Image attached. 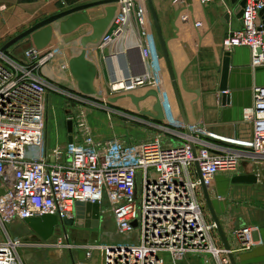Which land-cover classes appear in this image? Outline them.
Instances as JSON below:
<instances>
[{
  "label": "built area",
  "instance_id": "built-area-1",
  "mask_svg": "<svg viewBox=\"0 0 264 264\" xmlns=\"http://www.w3.org/2000/svg\"><path fill=\"white\" fill-rule=\"evenodd\" d=\"M198 1L209 6L219 0ZM115 5V28L102 36L95 50L110 49L119 38L132 41L144 72L122 78L125 68L121 69L111 91H156L164 115L162 125L156 126L162 135L133 144L116 137L96 141L78 116L71 143L49 149L46 124L50 94L64 97L73 107L100 105L41 75L40 68L50 53L41 54L29 47L22 59H16L0 46V264H24L21 251L25 247L75 250L82 254L76 264H164L163 254L169 255L173 264L206 254L215 264H229L231 251L217 248L216 225L205 217L202 186L209 192L217 176L236 173L243 160H248L261 178L264 87L252 88V103L243 110L242 123L247 130L236 139L224 140L234 149L200 140L202 135L214 137L203 127L172 120L168 114L148 0H116ZM240 13V29L226 33L221 51L230 54L247 48L250 69L264 67V0H241ZM194 166L198 179L190 174ZM76 202L97 204L100 219L110 218L113 229L85 244L67 243L65 233L55 244L48 240L24 243L8 233L13 222L28 218L48 215L58 222L74 219ZM251 231L243 227L234 232L244 249L252 246Z\"/></svg>",
  "mask_w": 264,
  "mask_h": 264
},
{
  "label": "crops",
  "instance_id": "crops-1",
  "mask_svg": "<svg viewBox=\"0 0 264 264\" xmlns=\"http://www.w3.org/2000/svg\"><path fill=\"white\" fill-rule=\"evenodd\" d=\"M99 1L105 0H0V46L3 47L11 39L51 15ZM152 3L163 39L167 44L173 71L177 76L185 123L203 127L206 133L214 137L202 135L199 136L200 140L214 147L234 149L224 140L236 139L240 133L247 130L248 127L242 123L243 110L252 103V88L254 86L264 87V67L250 69L249 50L247 48L234 49L229 55V70L225 75L227 103L223 106L219 103L222 96L220 82L223 78L224 55L221 51V41L228 31L238 30L241 27V0H219L209 6H202L198 0H152ZM110 7H115V15L117 11L115 3L95 6L79 14L85 15L89 21H94L104 17L105 9ZM195 23H201V27L196 28ZM114 28L115 25L111 22L104 34H111ZM92 32L93 28L90 25H82L67 35H60L56 31L55 43L48 52L51 57L41 66V75L67 91L85 95L80 91L79 79L70 70V62L80 56L83 50L82 41ZM154 32L157 54L160 59V73L163 76L164 93L169 107L168 114L172 120L183 122L156 31ZM29 47L32 46L25 39L9 48L7 52L16 59H22L23 51ZM84 50L86 51L85 60L95 69L92 82L95 93L85 96L101 107L94 105L73 107L66 103L64 97L50 94L48 102L53 98L59 106L55 109L57 117L55 122L61 131L55 133V140H53L48 132L50 124H46L47 147L49 149L64 147L69 143L68 139L75 132V120L78 116L84 119L89 135L93 136L92 138L96 141L116 137L125 144H133L145 141L152 135H162L157 128L162 123L155 119L157 116L154 111L156 99L153 96L145 97V94L152 89H139L131 93H112L111 91V84L116 78H120L118 77L120 74L117 77L114 76L116 70L120 71L125 68L122 75L126 73L131 76L144 72L140 54L132 41L119 38L112 48L104 49L102 52L95 50V46L91 44H87ZM181 76L184 77L186 85L182 84ZM142 97L144 98L141 99ZM136 98L140 100L135 101ZM111 99H115V102H110ZM122 113L129 117H125ZM115 117L120 121L112 122L111 119ZM132 117L144 121L145 124L133 120ZM68 122L71 123V132L67 129ZM168 139L171 138L168 137ZM170 142L175 143L173 140ZM198 147L199 145H196V148ZM190 174L193 179L199 178L196 166L190 168ZM248 174H254V168L248 160H243L236 173L230 176H217L213 189L208 192L211 209L206 203L202 189L201 198L205 217L212 223H214L213 214L217 218L229 251H231L227 257L229 264H232L230 257L233 258L235 264H264V186L262 179H258L255 185L230 183L234 175ZM109 219H100L97 228H77V230H86L88 235L111 230L114 227L111 219L112 226L108 229L105 226ZM243 227L252 229L249 236L252 246L249 249L243 248L234 233ZM214 233L217 248L226 250L217 228ZM98 239L99 237L93 242ZM73 241L80 244L93 243L89 240ZM162 258L164 264L166 262L173 264L169 255L163 254ZM178 264L215 263L206 254L202 257L188 256Z\"/></svg>",
  "mask_w": 264,
  "mask_h": 264
},
{
  "label": "water",
  "instance_id": "water-1",
  "mask_svg": "<svg viewBox=\"0 0 264 264\" xmlns=\"http://www.w3.org/2000/svg\"><path fill=\"white\" fill-rule=\"evenodd\" d=\"M116 3V0H105L99 1L95 3H89L85 5H81L78 7H74L68 9L66 11H62L60 13L51 15L46 19L34 24L30 28H28L23 33L19 34L18 36L11 39L8 43H6L1 50L6 51L18 42L25 40L28 42L32 47H34L37 51H40L41 54H46L52 49V45L55 43L54 41V34L57 31L60 35H67L70 34L77 29H79L82 25H90L93 28L92 34L82 41L83 50L78 58L70 62V70L71 72L77 76L79 79V88L81 93L93 94L95 93L94 89L92 88V82L95 76V69L94 67L85 60L86 51L84 48L87 44H91L93 46H97L99 44L100 39L102 38L103 34L105 33L106 29L112 22L114 17L115 7H110L105 9V16L94 20L89 21L88 18L83 15L79 14L81 12H85L86 10L100 5H111ZM149 11L151 14V18L153 21V25L156 31L157 39L159 42V46L163 55V59L167 68V73L169 79L171 81L172 89L178 104V107L181 112V116L184 121V113L181 104V100L179 97V89L177 85V76L175 75L172 67V61L167 49L166 41L163 39L162 32L160 29L159 21L152 3V0H148ZM177 14V13H176ZM241 14V13H240ZM229 53L223 55L222 60V75L223 78L220 82V91H226V72L229 70ZM180 80L183 85H186V81L183 76L180 77ZM130 96V95H128ZM153 96L156 99V104L154 106V111L157 113L155 119L157 121H161L164 118L163 110L159 101L158 94L154 90H150L145 94V97ZM142 97L141 99H143ZM227 94H222L220 97V105H226L227 103ZM135 101H139L140 99H134ZM110 102H115V99H111ZM68 132H71V123L68 122L67 124ZM72 137H69L68 142L71 143ZM261 178L262 183L264 186V170L261 171ZM230 183L234 185H255L258 183V176L255 174H248V175H234L230 179ZM204 197L208 207L211 209L209 194L207 189L202 186ZM1 194V192H0ZM212 211V210H211ZM99 206L97 204H90V203H83V202H76L75 203V218L64 220L62 222H58L57 218L54 216H41V217H34L24 219L22 223L26 228L29 229L31 235L23 239L24 243L30 244H38L41 241L49 240L53 234L62 228L63 231L66 232V229L69 227L75 228H84V229H91L97 228L99 225ZM213 220L218 230L219 236L224 244L226 250H229L227 241L225 239L224 233L218 223L217 218L213 214ZM133 226H136V223H133ZM231 263H234L232 257H230Z\"/></svg>",
  "mask_w": 264,
  "mask_h": 264
},
{
  "label": "rangeland",
  "instance_id": "rangeland-1",
  "mask_svg": "<svg viewBox=\"0 0 264 264\" xmlns=\"http://www.w3.org/2000/svg\"><path fill=\"white\" fill-rule=\"evenodd\" d=\"M59 107L55 99H51L50 102H48V132L53 140H55V133L58 131H61L59 129V126L56 124V113L55 109ZM112 122H119L120 120L115 117L111 119ZM110 120V121H111ZM90 127L91 124H90ZM61 133V132H60ZM93 137V136H92ZM213 195V194H212ZM106 229H108L110 226H112L111 220H107L105 223ZM113 229V228H112ZM86 230H80L75 227H69L66 229L65 234L68 236L69 244L72 243L73 240H89L93 242L95 239L100 237L102 235V232L100 233H92L91 235L86 234ZM8 233L13 239H20L23 240L26 237H29L31 235V232L28 228L24 226L22 222L15 221L8 227ZM64 233L61 229L57 230L53 236L48 240L49 242L55 244L61 237H63ZM74 242V241H73ZM21 257L24 264H76L77 259L80 257V253L75 250H62V252H58V250L54 248H41V247H28L23 248L21 251ZM166 262V261H165ZM166 264H168L166 262Z\"/></svg>",
  "mask_w": 264,
  "mask_h": 264
},
{
  "label": "bare ground",
  "instance_id": "bare-ground-1",
  "mask_svg": "<svg viewBox=\"0 0 264 264\" xmlns=\"http://www.w3.org/2000/svg\"><path fill=\"white\" fill-rule=\"evenodd\" d=\"M118 72V73H117ZM115 74H116V76H118L119 75V73H120V71H118V70H116V72H114ZM126 76H127V74L125 73L124 75H123V77L122 78H126ZM119 77V76H118ZM59 252V251H58Z\"/></svg>",
  "mask_w": 264,
  "mask_h": 264
}]
</instances>
